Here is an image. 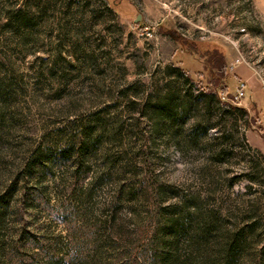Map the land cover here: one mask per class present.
I'll list each match as a JSON object with an SVG mask.
<instances>
[{"label":"rangeland","instance_id":"obj_1","mask_svg":"<svg viewBox=\"0 0 264 264\" xmlns=\"http://www.w3.org/2000/svg\"><path fill=\"white\" fill-rule=\"evenodd\" d=\"M0 197V264H264V0H0Z\"/></svg>","mask_w":264,"mask_h":264},{"label":"trees","instance_id":"obj_2","mask_svg":"<svg viewBox=\"0 0 264 264\" xmlns=\"http://www.w3.org/2000/svg\"><path fill=\"white\" fill-rule=\"evenodd\" d=\"M104 1L107 3V0H104ZM194 49H193V51H194ZM218 54L219 53L216 51L215 54L212 55V57L210 58V60H211V63H212V66L213 67H217L218 70L223 71V67L225 66L224 58H221V56L217 58ZM223 76L224 75L222 74V76H220V77H223ZM64 153H65L66 156L68 155V153L66 151H64ZM5 198L6 197H0V206L7 204V201L5 200Z\"/></svg>","mask_w":264,"mask_h":264},{"label":"built area","instance_id":"obj_3","mask_svg":"<svg viewBox=\"0 0 264 264\" xmlns=\"http://www.w3.org/2000/svg\"><path fill=\"white\" fill-rule=\"evenodd\" d=\"M241 86H243V85H241ZM243 94H244V92H243V90H241V91H240V95H243Z\"/></svg>","mask_w":264,"mask_h":264},{"label":"water","instance_id":"obj_4","mask_svg":"<svg viewBox=\"0 0 264 264\" xmlns=\"http://www.w3.org/2000/svg\"><path fill=\"white\" fill-rule=\"evenodd\" d=\"M140 19V15H138L137 20Z\"/></svg>","mask_w":264,"mask_h":264}]
</instances>
